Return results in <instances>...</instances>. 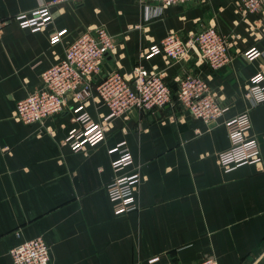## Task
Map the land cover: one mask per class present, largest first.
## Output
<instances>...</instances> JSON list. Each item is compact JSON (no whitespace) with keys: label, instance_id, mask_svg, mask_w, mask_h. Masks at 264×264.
Listing matches in <instances>:
<instances>
[{"label":"crops","instance_id":"0c3cea01","mask_svg":"<svg viewBox=\"0 0 264 264\" xmlns=\"http://www.w3.org/2000/svg\"><path fill=\"white\" fill-rule=\"evenodd\" d=\"M50 1L0 0V20ZM49 9L52 20L42 29L13 19L0 29V264H12L10 247L38 236L50 247L49 264H192L209 254L218 264H264V101L243 95L249 78L264 71V6L242 13L236 0H188L155 14L137 0H60ZM98 25L113 48L93 85L111 70L140 65L161 71L174 92L177 78L197 73L228 109L205 122L172 99L153 112L113 117L103 141L78 151L62 142L81 126L72 93L42 123L15 119L17 100L40 85L41 72ZM208 25L228 41L231 60L219 69L195 55L177 62L143 55L170 31L186 37ZM252 48L259 53L248 59ZM83 110L94 122L108 113L94 89ZM245 110L261 162L224 171L217 153L229 145L225 121ZM121 141L132 163L119 173L140 177L138 208L128 212L113 209L106 192L118 156L108 150Z\"/></svg>","mask_w":264,"mask_h":264},{"label":"built area","instance_id":"2783aa9c","mask_svg":"<svg viewBox=\"0 0 264 264\" xmlns=\"http://www.w3.org/2000/svg\"><path fill=\"white\" fill-rule=\"evenodd\" d=\"M53 0L32 10L30 13H17L9 19L0 20V29L10 19L21 27L32 30L44 28L52 20L49 9ZM145 9H154L158 14L163 7L183 3L188 0H137ZM237 9L242 13L254 12L264 6V0H236ZM65 30L56 31L50 42L60 40ZM113 48L112 35L103 25L87 29L70 41L64 56L40 74V85L17 100L14 118L23 123H42L63 109L64 99L68 93L78 101L73 111L75 119L81 126L70 129L63 138V143L73 151L83 149L86 145L94 146L105 139L111 119L118 115L130 116L136 112H153L165 104L174 102L184 111L205 122H212L223 114L228 106L222 104L212 91L206 79L197 73H186L175 80L172 92L161 71L146 69L135 65L128 72L111 70L95 85L92 77L102 68L104 56ZM227 38L213 25L183 37L175 31L167 33L158 43L145 48L144 57L155 54L163 55L166 62H177L195 55L196 61L205 63L212 70L219 69L230 62L227 51ZM252 48L244 53L252 59L258 54ZM95 90L97 97L108 108V113L100 121H91L83 110L88 97ZM253 104L264 101V71L252 75L243 93ZM229 145L217 153V161L224 171H229L244 163L261 162L259 144L251 132V121L247 110L225 121ZM117 152L111 160L114 172L106 184V192L115 210L125 212L138 208L134 197L139 182V173H119L132 163V156L124 141L108 150ZM12 264H49L50 247L41 236L23 240L8 250ZM171 264V263H166ZM192 264H218L216 258L209 254Z\"/></svg>","mask_w":264,"mask_h":264}]
</instances>
